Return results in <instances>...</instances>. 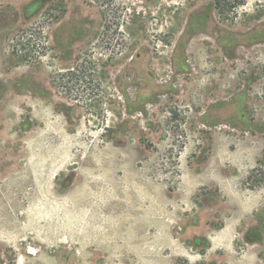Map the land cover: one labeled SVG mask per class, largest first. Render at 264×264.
Returning <instances> with one entry per match:
<instances>
[{
	"label": "rangeland",
	"instance_id": "374dc122",
	"mask_svg": "<svg viewBox=\"0 0 264 264\" xmlns=\"http://www.w3.org/2000/svg\"><path fill=\"white\" fill-rule=\"evenodd\" d=\"M0 0V264H264V0Z\"/></svg>",
	"mask_w": 264,
	"mask_h": 264
},
{
	"label": "trees",
	"instance_id": "16d2710c",
	"mask_svg": "<svg viewBox=\"0 0 264 264\" xmlns=\"http://www.w3.org/2000/svg\"><path fill=\"white\" fill-rule=\"evenodd\" d=\"M243 2H244V0H237V4L236 5H239V4L243 3Z\"/></svg>",
	"mask_w": 264,
	"mask_h": 264
}]
</instances>
